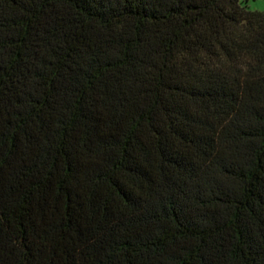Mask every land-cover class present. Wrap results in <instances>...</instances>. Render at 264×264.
Here are the masks:
<instances>
[{
	"label": "trees",
	"instance_id": "obj_1",
	"mask_svg": "<svg viewBox=\"0 0 264 264\" xmlns=\"http://www.w3.org/2000/svg\"><path fill=\"white\" fill-rule=\"evenodd\" d=\"M0 0V264H264V11Z\"/></svg>",
	"mask_w": 264,
	"mask_h": 264
},
{
	"label": "rangeland",
	"instance_id": "obj_2",
	"mask_svg": "<svg viewBox=\"0 0 264 264\" xmlns=\"http://www.w3.org/2000/svg\"><path fill=\"white\" fill-rule=\"evenodd\" d=\"M247 5L251 11H264V0H247Z\"/></svg>",
	"mask_w": 264,
	"mask_h": 264
}]
</instances>
